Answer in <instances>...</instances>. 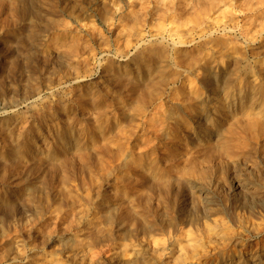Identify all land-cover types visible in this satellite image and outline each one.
I'll return each mask as SVG.
<instances>
[{
	"label": "rangeland",
	"instance_id": "rangeland-1",
	"mask_svg": "<svg viewBox=\"0 0 264 264\" xmlns=\"http://www.w3.org/2000/svg\"><path fill=\"white\" fill-rule=\"evenodd\" d=\"M263 78L264 0H0V264H255Z\"/></svg>",
	"mask_w": 264,
	"mask_h": 264
},
{
	"label": "bare ground",
	"instance_id": "bare-ground-1",
	"mask_svg": "<svg viewBox=\"0 0 264 264\" xmlns=\"http://www.w3.org/2000/svg\"><path fill=\"white\" fill-rule=\"evenodd\" d=\"M22 5V4H21ZM24 7V6H23ZM23 10V9H22ZM26 10V9H25ZM25 10H24V12H25ZM27 11V10H26ZM24 12H23V14H24ZM25 15V14H24ZM27 16V15H26ZM251 64V63H250ZM255 65H256V63H254ZM245 65V64H244ZM207 66V65H206ZM246 66V65H245ZM249 66V65H248ZM252 67H253V65H252ZM252 67H250L249 66V68L247 69V75L249 76V77H251V78H254L255 80H256V73H257V70L256 69H253ZM241 68H243V67H241ZM261 68V67H260ZM205 69V68H204ZM203 69V70H204ZM238 69V68H237ZM241 70V69H240ZM244 70V69H243ZM245 70H246V68H245ZM206 70H204V72H205ZM204 72H203V74H204ZM227 72V71H226ZM230 72V71H229ZM228 72V73H229ZM234 72V71H233ZM243 72V71H242ZM241 72V73H242ZM222 74H223V71H222ZM234 74V73H233ZM258 74H259V72H258ZM241 75V74H240ZM258 76H260V75H258ZM234 77V76H233ZM256 77V78H255ZM237 78V77H236ZM245 79V78H244ZM259 79V78H258ZM264 79V78H263ZM202 80V83L201 84H203L204 86H214V85H216L215 83H217V81L218 80H222L223 82H224V84L226 83L227 85H228V83H229V80H230V75L229 74H224V75H221V72H218L217 70H216V68L214 67V66H212V65H210L209 67H208V69H207V71H206V74L203 76V78L201 79ZM231 80H233V79H231ZM237 81H239V80H237ZM246 81V80H245ZM244 81V82H245ZM235 82V81H234ZM248 82V81H247ZM251 82H253V80L251 81ZM256 82H259L258 80L256 81ZM239 83V82H238ZM237 83V84H238ZM243 83V82H242ZM249 83V82H248ZM253 83H255V82H253ZM252 83V84H253ZM245 84H246V82H245ZM250 84V83H249ZM218 85V84H217ZM219 85H221V84H219ZM229 85H230V83H229ZM235 85V84H234ZM233 85V86H234ZM239 85V84H238ZM257 85V84H256ZM248 86V85H247ZM250 86V85H249ZM258 86V85H257ZM251 87L253 88V86L251 85ZM214 88H216V86H214ZM214 88H213V90H214ZM218 88V87H217ZM221 88V87H220ZM240 88H242V86L240 87ZM239 88V89H240ZM246 88V87H245ZM254 88H256V87H254ZM253 88V89H254ZM264 88V87H263ZM226 89V88H225ZM243 89V88H242ZM247 89V88H246ZM224 90V89H223ZM249 90H250V88H249ZM256 90V89H255ZM211 91V90H210ZM259 91V90H258ZM260 91L262 92V94H263V96H264V90H262V89H260ZM240 92H241V90H240ZM249 92V91H248ZM258 93V92H257ZM260 93V92H259ZM253 94V93H252ZM203 95V94H202ZM259 95V94H258ZM250 96V95H249ZM253 96H255V95H253ZM259 97V99H260V96H258ZM262 97V96H261ZM238 98V97H237ZM254 98V97H253ZM227 100V99H226ZM257 100V99H256ZM251 101V100H250ZM243 102V101H242ZM247 104V103H246ZM262 104V103H261ZM263 105V104H262ZM244 107V106H243ZM248 107V106H247ZM252 107V106H251ZM257 107V106H256ZM258 107H260V105L258 106ZM257 107V108H258ZM254 108V107H253ZM260 109V108H259ZM253 111H254V109H253ZM257 111V110H256ZM264 111V110H263ZM263 111H261L262 112V114L258 117V119H255L254 120V117H253V120H251L250 122H249V124H248V127H249V130H251V132L252 131H255V133L256 132H258V131H262L263 130V128H264V112ZM242 112V111H241ZM249 112V111H248ZM247 112V113H248ZM255 112V111H254ZM257 112H259V111H257ZM240 114V113H239ZM254 114V113H253ZM253 114H251V115H253ZM260 114V113H259ZM248 115H250V114H247V116ZM250 115V116H251ZM254 115H256V114H254ZM253 115V116H254ZM258 115V114H257ZM248 117V118H251V117ZM256 117V116H255ZM248 118H246V119H248ZM245 122V121H244ZM244 124V123H243ZM247 124V123H246ZM245 124V125H246ZM238 125H239V123H238ZM244 125V126H245ZM248 127H245V128H248ZM244 128V129H245ZM70 129V128H69ZM233 130V129H232ZM66 131V130H65ZM247 131V130H246ZM264 131V130H263ZM263 131H262V133H263ZM250 132V131H249ZM250 132V133H251ZM63 133V132H62ZM68 133V132H67ZM66 133V134H67ZM243 133V132H242ZM245 133H247V132H245ZM253 133V132H252ZM74 134V133H73ZM259 134V133H258ZM264 134V133H263ZM63 135V134H62ZM251 135V134H250ZM254 135V134H253ZM252 135V136H253ZM256 135V134H255ZM260 135H262L261 133H260ZM72 136V135H71ZM259 136V135H258ZM70 138V137H69ZM254 138V137H253ZM256 138V137H255ZM261 138V137H260ZM60 139V138H59ZM65 142V141H64ZM239 144V143H238ZM244 144V143H243ZM64 145V144H63ZM225 145V144H224ZM241 145V144H240ZM252 145V144H251ZM246 146H248V145H246ZM219 147V146H218ZM205 148V147H204ZM212 148H214V147H212ZM229 148V147H228ZM227 148V149H228ZM255 149V148H254ZM225 150V149H224ZM203 151V150H202ZM209 151H210V149H209ZM212 151H213V149H212ZM216 151V150H215ZM260 151V150H259ZM56 153V152H55ZM211 153V151L209 152V154ZM262 153H263V151H262ZM204 156H205V153L203 154ZM206 155H208V153L206 154ZM210 155H213L212 153L210 154ZM231 156V155H230ZM209 157V156H208ZM211 158V157H210ZM256 158V157H255ZM206 159H207V157H206ZM246 159H247V157H246ZM208 160V159H207ZM210 160V159H209ZM253 160V159H252ZM250 167V166H249ZM253 167V166H252ZM253 168H255V167H253ZM260 168V167H259ZM264 168V167H263ZM202 171V170H201ZM203 175V174H202ZM205 175V174H204ZM202 179V178H201ZM199 180V179H198ZM203 181V180H202ZM206 181V180H205ZM241 181V180H240ZM203 183V182H202ZM209 183V182H208ZM207 183V184H208ZM238 183V182H237ZM205 184V183H204ZM236 184V183H235ZM241 184H242V182H241ZM245 184H246V182H245ZM211 185V184H210ZM244 185V184H243ZM34 186V185H33ZM216 186H217V184H216ZM197 187V186H196ZM199 187V186H198ZM202 188V187H201ZM205 188V187H204ZM255 188V187H254ZM197 190V189H196ZM244 190V189H243ZM251 190H252V188H251ZM251 190H250V192H251ZM256 191V190H255ZM258 191H259V189H258ZM206 192V191H205ZM212 192H214V191H212ZM211 192V193H212ZM253 192H254V189H253ZM262 192H263V190H262ZM246 193V192H245ZM207 194V193H206ZM215 194V193H214ZM208 195V194H207ZM206 195V196H207ZM210 196V195H209ZM211 197V196H210ZM259 197V196H258ZM251 198V197H250ZM218 199H220L219 197H218ZM255 199V198H254ZM264 199V198H263ZM208 200V199H207ZM242 200V199H241ZM219 201V200H218ZM221 201H222V199H221ZM237 201V200H236ZM239 202V201H238ZM246 202V201H245ZM207 203V202H206ZM213 203H214V201H213ZM247 203V202H246ZM253 203V202H252ZM260 204V203H259ZM238 205V204H237ZM251 205H253V204H251ZM209 206V205H208ZM208 206H207V208H208ZM219 206H221V205H219ZM241 206V205H240ZM224 207V206H223ZM233 207V206H232ZM250 207V206H249ZM263 207V206H262ZM214 208V207H213ZM212 208V209H213ZM248 208V207H247ZM210 209V208H209ZM214 209H216V208H214ZM260 209V208H259ZM206 210V209H205ZM238 210V209H237ZM257 210H258V208H257ZM211 211V210H210ZM227 211H228V209H227ZM240 211V210H239ZM212 212V211H211ZM216 212V211H215ZM249 212V211H248ZM253 212H255L254 210H253ZM250 213V212H249ZM248 213V214H249ZM264 213V212H263ZM210 214V213H209ZM217 214V213H216ZM220 214V213H219ZM219 214H217V216L219 215ZM234 214V213H233ZM208 215V214H207ZM213 215V214H212ZM238 215V214H237ZM237 215H236V217H237ZM241 215V214H240ZM258 215V214H257ZM261 216L263 215L262 213L260 214ZM208 216H210V215H208ZM220 216V215H219ZM229 216V215H228ZM260 216V217H261ZM247 217V216H246ZM245 217V218H246ZM190 218V217H189ZM206 218V217H205ZM225 218V217H224ZM233 218V217H232ZM172 219V218H171ZM237 219H238V217H237ZM248 219H249V216H248ZM254 219H256V218H254ZM260 219V218H259ZM261 219H263L262 220V223L264 224V218H261ZM211 220V219H210ZM250 220V219H249ZM248 220V221H249ZM252 220V219H251ZM227 220H225L224 222H226ZM253 221V220H252ZM254 221H256V220H254ZM258 222V221H257ZM260 222V221H259ZM227 223V222H226ZM230 223V222H229ZM236 223V221L234 222V224ZM239 223V222H238ZM251 224H252V222H251ZM260 224V223H259ZM185 225V224H184ZM203 225V224H202ZM208 225H209V222H208ZM236 225V224H235ZM239 225V224H238ZM237 225V226H238ZM247 225V224H246ZM249 225V224H248ZM255 225V224H254ZM256 225H258V224H256ZM204 226V225H203ZM205 226H207V225H205ZM227 227L229 226V225H226ZM226 226H224V223H223V221L221 220V219H219V218H214L213 219V222L210 224V226H208V228H204V229H208L207 230V237H209V238H215V239H225V238H228V236L229 235H227L228 233L227 232H225L226 230H227V227ZM231 226V225H230ZM241 226V225H240ZM261 226V225H260ZM264 226V225H263ZM169 227H171L170 225H169ZM180 227V226H179ZM184 227V226H183ZM182 227V228H183ZM246 227V226H245ZM259 227V226H258ZM176 228V227H175ZM232 228V227H231ZM234 228V227H233ZM237 228V227H236ZM243 228V227H242ZM252 228V227H251ZM250 228V229H251ZM262 228V227H261ZM172 229V228H171ZM187 229H190V227L189 228H187ZM235 229V228H234ZM253 229V228H252ZM174 230V229H173ZM197 230H198V228H197ZM206 230H204V233H205V231ZM238 230V229H237ZM247 230V229H246ZM254 230V229H253ZM259 230V229H258ZM189 231H191V230H189ZM188 231V232H189ZM193 231H195L194 229H193ZM230 231V230H229ZM182 232V231H181ZM196 232V231H195ZM200 232V231H199ZM198 232V233H199ZM234 232V231H233ZM249 232H250V230H249ZM257 232V231H256ZM176 233V232H175ZM198 233H196L197 235H198ZM205 233V234H206ZM236 233H237V231H236ZM243 233V232H242ZM247 233V232H246ZM260 233V232H259ZM174 234V233H173ZM195 234V235H196ZM200 234V233H199ZM232 234V233H231ZM245 234V233H244ZM195 235L193 234V236H191L190 235V233H187L186 234V232H185V236H184V234H183V236L181 235V237H179L178 239H176L177 240V242L176 241H174V242H176V243H178L177 245H178V247H177V251H179V254L178 255H176V257H175V259L177 258V264H178V262H181V261H179V260H181L182 258H184V259H186L187 258V256L190 254V253H193L194 255H196V253H194L193 251L196 249V247L197 246H195V245H193V243H194V241L196 242V240H194L195 239ZM255 235V234H254ZM176 236V235H175ZM201 236V235H200ZM199 236V237H200ZM204 236V235H203ZM237 236V235H236ZM240 237V236H239ZM243 237V236H242ZM167 238V237H166ZM177 238V237H176ZM197 238V237H196ZM205 238H206V236H205ZM149 239V238H148ZM147 239V240H148ZM203 239H204V237H203ZM143 240H145V239H143ZM143 240H141V242L143 241ZM155 240V239H154ZM167 240H169V239H167ZM208 241H209V239H207ZM233 240V239H232ZM263 240V239H262ZM150 241H151V239H150ZM163 241H165V240H163ZM199 241V240H198ZM208 241L206 242L207 244H209L208 243ZM167 242V241H166ZM200 242V241H199ZM212 242V241H211ZM214 242V241H213ZM236 242H238V241H236ZM235 242V243H236ZM152 244H150V242H148V243H146V244H148V246L150 247V250H151V253L153 252L155 255L154 256H158L160 259H162V256H163V249H165L164 247H165V245L166 244H164V242L162 243V242H160V240L158 241V242H156V240H155V242H151ZM197 243V242H196ZM203 243V242H202ZM202 243H200V244H202ZM220 244V243H219ZM223 244H225V243H223ZM132 245V244H131ZM139 246H142V245H145L144 243H140V244H138ZM172 245V244H171ZM176 245V246H177ZM198 245V244H197ZM251 245V244H250ZM167 246V245H166ZM203 246H205L204 244H203ZM133 248H135V246L133 245L132 246ZM171 247V246H170ZM191 247V248H190ZM209 247V246H208ZM131 248V247H130ZM198 248V247H197ZM207 248V247H206ZM255 248V247H254ZM264 248V247H263ZM123 249V248H122ZM126 249H128V248H126ZM145 249V248H144ZM147 249H149L148 247H147ZM169 249V248H168ZM174 249V248H173ZM199 249V248H198ZM142 250V249H141ZM140 250V251H141ZM146 250V249H145ZM132 251H134V249H132ZM173 251H175V250H173ZM199 251H200V249H199ZM202 251V250H201ZM228 251V250H227ZM230 251V250H229ZM263 251V250H262ZM150 252V251H149ZM196 252H198V250H196ZM249 252V251H248ZM125 253V252H124ZM150 253V254H151ZM165 253H167V252H165ZM174 253V252H173ZM231 253V252H230ZM260 253H261V251H260ZM171 254V253H170ZM176 254V253H175ZM199 254H201V253H199ZM204 254H206V253H204ZM263 254V253H262ZM168 255V254H167ZM190 255H192V254H190ZM189 255V256H190ZM193 255V257H195ZM202 255V254H201ZM250 255L252 256L251 258H253L255 255H258L257 253H255V251L254 252H252V253H250ZM261 255V254H260ZM199 256V255H198ZM244 256V255H243ZM263 256V255H262ZM153 257V256H152ZM233 257V256H232ZM242 257V256H241ZM261 257V256H260ZM260 257H258V258H260ZM167 258H169V257H167ZM192 258V257H191ZM208 258V257H207ZM213 258V257H212ZM250 258V259H251ZM256 258V257H255ZM59 258H56V257H50V258H46V259H44L43 261H42V263L41 264H61V262L58 260ZM174 259V260H175ZM238 259V258H237ZM243 259V258H242ZM245 261V260H244ZM174 262V261H173ZM176 262V261H175ZM243 262V261H242ZM142 263V262H141ZM253 263V262H252ZM62 264H63V262H62ZM181 264H183V263H181ZM213 264V263H212ZM237 264H239V263H237ZM245 264H249L248 263V261L245 263ZM255 264H264V257L262 258L261 257V259L259 260V261H257V262H255Z\"/></svg>",
	"mask_w": 264,
	"mask_h": 264
}]
</instances>
